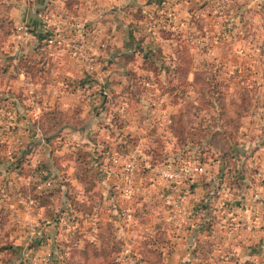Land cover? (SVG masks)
I'll return each instance as SVG.
<instances>
[{"label": "rangeland", "instance_id": "374dc122", "mask_svg": "<svg viewBox=\"0 0 264 264\" xmlns=\"http://www.w3.org/2000/svg\"><path fill=\"white\" fill-rule=\"evenodd\" d=\"M154 1L153 8L134 4L136 12L124 7L146 27L138 34L116 22L90 39H74L80 58H89L75 74L66 62L58 70L50 63L47 74L55 82L43 85L63 96L41 115L52 127L42 156L51 163L37 160L28 189L19 160L33 158L26 146L9 140L17 131L14 121L0 129V264H264V222L253 228V253L240 247L234 251L239 261H233L214 234L216 226L204 227L207 237L197 226L186 228L170 211L181 201L166 200L169 184L190 175L211 190L235 183L245 186L244 193L251 186L264 196V129L258 123L248 134L240 129L264 113V0ZM17 2L0 0L2 74L8 34L24 22L22 6L41 4ZM114 37L119 45L106 49L102 39L115 43ZM28 67L35 76L34 66ZM40 124L41 118L34 126ZM106 147L105 160L119 180L102 177L95 157ZM241 154L246 160L237 163L247 166L245 180L233 174V157ZM174 156L185 163L198 158L203 170L185 175ZM124 162L135 169L125 171ZM251 169L258 175L250 176ZM162 170L179 178L168 179ZM45 180L50 185L42 186ZM238 197L244 195H233ZM255 210L264 219V205ZM223 232L224 242L233 237Z\"/></svg>", "mask_w": 264, "mask_h": 264}, {"label": "crops", "instance_id": "0c3cea01", "mask_svg": "<svg viewBox=\"0 0 264 264\" xmlns=\"http://www.w3.org/2000/svg\"><path fill=\"white\" fill-rule=\"evenodd\" d=\"M36 1L41 4L35 2L33 4L35 5L34 8H30L29 5H27V7H25V5L22 6L23 21L28 24L29 31L26 34L25 39H22L21 32L18 30H15L9 36V40L6 43L4 50V53L8 54L6 55V57H8L7 61L4 62L6 63L7 73L2 74L0 72V129L4 127L9 129L8 125L11 124L10 122L14 121L16 127L14 126L13 128H17V131L10 134L11 137H8L9 140L12 141V144H14L15 147H17L18 143H21L20 146L23 148L26 146V148H28V153L33 158L32 160L27 161L26 167H28L29 170L27 175H21L20 177L23 182L26 183L25 185H27V189L32 183L31 180H33L34 177V174H32V167L36 165L37 160L40 162V164L46 163V165H48L51 163V158L49 159L48 156L44 162V157H42L45 150L44 145H49L47 142H45L42 133H40V125L39 127L34 126L35 121H39V118L44 113V111L51 108L50 105H53L54 100L63 96L61 91H56L55 89L51 91L50 88L46 89V86L43 85L44 83L51 84L55 82L53 76L50 77L47 74L48 70L50 71L48 67L50 63L53 64V70H58L59 67L63 66V62H66L67 68L71 67L75 74L77 72L78 63L86 62L89 58H87L85 55H83V59L73 56L69 47L71 40L73 42V40L77 39L79 35L81 37H85V39H90L92 34H101L100 29L108 30L112 25L114 26L116 22L119 23L117 26L118 28H120V26L124 28L122 24L124 26H127L128 24L127 28H134V32L137 30L136 33L138 34L141 32V30H146V27L142 26V21L140 18H136L137 13L133 15V12H136V6L134 4H138L137 7L142 9L144 6L153 8V6H155L154 3L156 2L154 0ZM10 2L13 5H20L17 0H10ZM188 2L189 0L182 1L184 5H189ZM26 3L28 4V1ZM115 5L117 6L116 9L114 8ZM126 5H130L129 11L133 10L131 14L124 8ZM144 8L146 9L147 7ZM113 9H115V11ZM13 10L16 11V9ZM105 17L107 19H104ZM19 22L20 21L16 22V27L19 24L24 23ZM54 26H58L63 29V34L65 35L69 46H62L63 48H59L55 45L52 46L45 42L47 33H50ZM139 26L142 28L139 29ZM108 34V31H106L105 35ZM115 35L116 34H114V36ZM42 38L45 42V45H43V47H39L38 45ZM114 38L116 39V41L113 40L115 43H111L110 40L107 41L102 39L104 43L103 46L105 47L106 45V49H114L113 47H117L119 45V41L117 37ZM100 47L101 46H99V49H101ZM96 48H98L97 45ZM21 57V65L19 66L17 64L19 63ZM0 62V64H2V60H0ZM27 63L34 66V72L36 73L35 76L30 73L29 70L31 67L29 68ZM7 65H10V67ZM87 66L88 69H91L94 67V64H87ZM50 75H52V73ZM40 85H42V87ZM84 97L86 96L83 95V98ZM20 108L22 111H20ZM19 112H22V115L25 116L23 119L20 118L21 115H19ZM255 114L257 115V113ZM261 116L263 118H261ZM245 118L246 117H243L242 119ZM248 119L252 118L248 117ZM253 119L255 123L248 122L247 126L243 125L240 128L241 131L244 130L245 133L248 134L247 131H251L250 127L255 126L257 123L260 127V131L264 129V113L258 118L254 116ZM16 123H18V125ZM34 133L36 137L34 136ZM249 143L250 141H247L246 145L248 146ZM12 156L14 155L12 154ZM260 157L261 156H259V158ZM256 159L258 160V157H256ZM105 161H108V158ZM50 172L54 173L51 170ZM114 174L115 173H107L106 179L115 177L118 179L119 177L117 175L114 176ZM185 178L186 177H184L182 181L175 180L169 184L170 190L167 191L171 193L167 194L168 197L166 200L172 201L171 203L181 201L182 204L179 206H173L170 211L173 212V214L178 215V220L181 221V224L185 223L186 228L192 226H197L200 228L203 226V230H201V232H205V237H207V233L204 231V227L208 228L207 223L205 224V219H207L205 212L206 210L209 211L211 217H208L214 220L213 226H216V229L214 228V234L219 238L218 242H220L222 245L228 246V250L226 251L227 254H230L234 258L240 257L239 255L236 256L234 251L238 250L240 247H250L253 243V228L258 227H255V224L259 223L262 225L264 222V219L261 218V213L255 210V208H258L261 204L264 205V196L261 198L260 193L262 190L260 189L255 191L254 187L250 186L249 188L245 189L246 192L244 193L243 190L245 186H243L240 191H238L237 189L234 190L233 188L227 187L224 184H220L218 194H213L214 196L211 195L208 198L205 195H207L210 190L208 189L209 186L199 184V178L197 179L195 175L187 176L186 180ZM235 194H243L244 197L233 198V195ZM209 199L213 209L210 208L205 210L203 209V203L205 200L206 202L209 201ZM253 202H256V204ZM194 209H196V213L190 216ZM262 229L263 228H261V230ZM223 231H228L230 235L233 233V237L230 240L224 242L222 240V235H225L223 234ZM246 252L247 255H251V253H253L251 247ZM47 254L48 251L45 255Z\"/></svg>", "mask_w": 264, "mask_h": 264}, {"label": "trees", "instance_id": "16d2710c", "mask_svg": "<svg viewBox=\"0 0 264 264\" xmlns=\"http://www.w3.org/2000/svg\"><path fill=\"white\" fill-rule=\"evenodd\" d=\"M161 30H159V32H160ZM14 32V30H13V28L10 30V32H9V36L12 34ZM43 45H45V42H44V40H43V38H42V40L40 41V43H39V47H43ZM2 48H0V50H1ZM108 50H112V49H108ZM137 52L139 51V50H136ZM27 67V66H26ZM102 98H106V97H102ZM54 109V107L52 108H50L48 111H47V113L46 114H48L49 113V111H52ZM250 114H252V113H250ZM244 115H248V113L246 112V113H242L240 116L242 117V116H244ZM41 118V124H40V129H41V133L44 135V136H47V137H45V139H46V142L49 144L50 142H51V137L52 136H49V134H47V131H50L51 129H52V127L51 128H49L48 126H46V122H45V118H44V116H41L40 117ZM132 141H136V140H132ZM108 147V146H107ZM107 147L105 148V149H103L101 152H99L98 153V155L95 157L96 159H97V161L98 162H100V170H101V174H102V177L105 179L106 178V175H107V173H113V167H112V162H110V161H105V157H104V155H105V153L106 152H108L109 150H107ZM116 153V152H115ZM25 154V153H24ZM240 157V158H239ZM234 156L233 157V159L235 160V161H233V174L235 175L236 174V176H238L239 177V175L241 176V177H243V180H245V178H246V173H247V171H245L244 169L245 168H247V166H245V168L243 169L242 168V164H238L237 162H240V160L239 159H245L246 160V155H240V156ZM20 157H18V159H19ZM181 158H183V157H177V156H174V158H173V162L172 163H174L176 166H177V168H179V167H182V165L184 166L186 163V161H183L182 162V160H181ZM21 160H19L20 162H22V163H20L19 164V166H23L24 167V170H23V167H22V171L20 172V173H22V175H27V172L29 171L28 170V167H26V164H27V161L28 160H25L24 162H23V159L22 158H20ZM154 159H155V157H154ZM151 162H153L154 160H150ZM216 163H219V160H216L215 161ZM241 162H242V160H241ZM247 162V161H246ZM172 163H167L166 165L167 166H172L171 164ZM222 171V170H221ZM251 172H249V174H250V176H251V174H257L258 175V171L256 170H250ZM187 178V177H186ZM186 178H185V180H186ZM189 179V178H188ZM239 184V183H238ZM231 185V187H233V189L234 190H238V191H240V189L241 188H237V186H236V184L234 183V184H230ZM206 186H209V184H206ZM216 188V187H215ZM208 189H210L209 190V192H208V194L207 195H205V196H207L208 198L211 196V195H213V194H218V190H219V188H217V189H214V190H211V189H213L212 188V186H209L208 187ZM51 194H53V195H55L56 194V191L55 190H53L52 192H50ZM50 193H48V194H46L45 193V195H49ZM212 193V194H211ZM44 194V193H43ZM214 196V195H213ZM213 209V206L211 205V201H210V199H209V201H207L206 202V200L204 201V203H203V209ZM205 215H206V217H207V219H205V224L207 223V225H209V226H211V225H213V219L211 218H209V217H211L210 216V212L209 211H207L206 210V212H205ZM209 216V217H208ZM58 218H60V217H58ZM203 227V226H202ZM202 227H200L199 229H201V230H203L202 229ZM231 258H233V261L234 260H236V261H239V259L237 258V257H233V256H231Z\"/></svg>", "mask_w": 264, "mask_h": 264}, {"label": "built area", "instance_id": "2783aa9c", "mask_svg": "<svg viewBox=\"0 0 264 264\" xmlns=\"http://www.w3.org/2000/svg\"><path fill=\"white\" fill-rule=\"evenodd\" d=\"M18 30H20L21 32V37L22 39H25L26 37V34L28 33L29 31V26L27 23H21L19 26H18ZM67 39L65 37V35L63 34V31L58 27V26H54L52 28V30L50 31V33H47V37H45V42L49 45H59L61 43H66ZM71 42V41H70ZM72 48V50L75 52V55H77L78 57H81L82 56V49L80 48V44L75 42L74 44V41L72 43L69 44ZM91 68V67H90ZM136 151V150H135ZM123 159V157H122ZM113 160H117V158H114ZM127 160V159H125ZM125 164V162L123 163ZM132 163L128 162L126 165V167L123 166L124 170L125 171H129V167L133 169H135V166H132L131 165ZM121 167V169H123ZM128 168V169H127ZM181 171L186 175L188 173H191V172H200L203 170V166L200 164L199 162V159L196 158V160H191L190 162H187L185 166L181 167ZM125 175L128 173L124 172ZM161 174L164 175L165 177H167L168 179H177L179 178V174L176 173L174 170L172 171H166V170H162L161 171ZM123 175V173H122ZM128 177V176H127ZM128 179V178H127ZM50 185V182L47 180L44 181V184L42 185L41 183L39 184V186H44V185ZM126 193H129L126 191Z\"/></svg>", "mask_w": 264, "mask_h": 264}]
</instances>
